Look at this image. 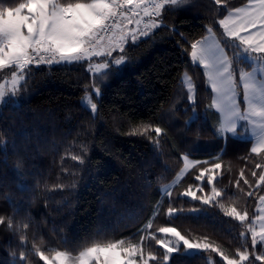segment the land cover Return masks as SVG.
Masks as SVG:
<instances>
[{
  "label": "trees",
  "instance_id": "16d2710c",
  "mask_svg": "<svg viewBox=\"0 0 264 264\" xmlns=\"http://www.w3.org/2000/svg\"><path fill=\"white\" fill-rule=\"evenodd\" d=\"M248 2L178 0L165 5L170 11H161L164 21L131 43L132 48L125 46L135 60L127 69L128 83L94 98L97 115L82 99L94 88L90 85L107 81L102 73L92 74L86 61L24 69L17 86L23 85L22 93H9L6 102H0V216L13 222L8 230L0 224V264H44L39 251L51 257L56 251L76 255L95 243L118 239L164 253L166 249L143 231L149 222V231L169 243L176 240L159 233L160 227H176L194 243H211L236 258L237 248L249 251V259L264 251L258 241L251 245L258 202L264 196L257 164L264 165V157L251 153L250 141L218 138L221 119L212 110V91L186 51L209 29L219 41L228 39L219 21L231 9L223 13L220 9L225 3L240 7ZM226 51L231 57L232 47ZM242 66L250 69L247 62L236 64L237 69ZM184 73L194 80V103L181 93ZM169 107L174 119L166 123L163 116ZM190 124L202 129L199 137L187 134ZM143 125H150L147 133ZM157 126L167 135L156 134ZM185 154L198 163L171 197H165L163 189L184 168ZM76 155L86 159L74 160ZM212 162L221 164L215 178L221 195L212 204L202 205L187 196L173 199L188 184H199L195 175L200 166L210 167ZM61 184L64 187H58ZM169 204L182 211L169 214ZM232 207L248 212L245 221L227 214ZM210 260L226 264L214 249L187 247L173 252L163 264H210Z\"/></svg>",
  "mask_w": 264,
  "mask_h": 264
},
{
  "label": "snow or ice",
  "instance_id": "6c2138e0",
  "mask_svg": "<svg viewBox=\"0 0 264 264\" xmlns=\"http://www.w3.org/2000/svg\"><path fill=\"white\" fill-rule=\"evenodd\" d=\"M222 2L224 0H215L216 5H221ZM175 4L177 0H19L15 3L12 0H0V69L8 67L13 77L10 90L5 85H0V102H6L5 97L9 93H22L23 85L20 89L17 88V70L22 71L32 64L52 65L72 61H86L89 69H106L102 76L107 83L100 80L90 85L103 97L105 91L114 85L128 83L125 80V76L129 74L127 69L135 60L128 55L125 46L132 48L133 44L129 41H137L138 35H147V30L162 23L165 17L161 15V11H170L165 5ZM227 9H231L229 15L220 19L219 24L231 39L221 38L220 42H216L214 38L194 40L186 51L190 52L192 61H198L203 66L212 90L217 93L214 103L226 117L225 127L234 134L243 135V132H237V121L243 120V127L251 124V131L258 139L250 151L264 157V75L257 78L255 69L248 71L243 66L239 69L236 67L237 63L244 64V59H237L240 53H246L255 61L264 63V0H249V6L245 8L225 3L220 12ZM144 16L150 19L145 22L144 28H140L141 18ZM151 17L158 19L153 20ZM129 25L135 27H128ZM208 31L211 32V29ZM230 46L231 57L226 51ZM117 50L118 54L113 56ZM94 57H100L103 62L94 65ZM241 95L242 101L238 100ZM91 109L96 111L97 104L92 103ZM149 127L150 125H143L145 133ZM154 132L160 134L165 129L157 126ZM187 134L199 137L202 129L190 124ZM152 139L155 141V137ZM195 142L193 139L190 143ZM72 158L82 163L86 159L83 155ZM184 159L188 160L187 154ZM192 163L197 161L193 160ZM220 167L221 164L216 162H212L210 167L201 165L199 174L195 175V180L200 183L188 184L173 199L187 196L201 201L202 205L212 204L213 198L221 195L215 183L216 170ZM257 167L262 170L259 182L264 183V165L257 164ZM252 175L256 176L257 173L253 171ZM198 192L202 195H198ZM261 201L264 202V196ZM167 211L174 214L182 209L169 204ZM227 214L240 221H245L248 216L247 211H238L235 207L227 211ZM261 220L259 237L264 245V217ZM12 223L0 216V224L4 225V230L12 227ZM21 223L23 227H28L27 223ZM150 229L151 222L144 226L143 231L148 233L150 240L155 239L166 249L164 253L152 247L145 251L142 243L128 244L125 240L118 239L114 242L95 243L80 251L78 257H73L71 252L62 251L55 252V260L44 251H39V256L46 264H163V261L170 259L173 252H182L187 247L214 249L220 253L226 264H256L257 261H264V251L249 259V251L237 248L236 258L235 253L226 254L211 243H194L176 227L158 229L159 233H171L178 238L174 243L156 235L155 231L150 232ZM251 245L257 246L255 232L252 234Z\"/></svg>",
  "mask_w": 264,
  "mask_h": 264
},
{
  "label": "rangeland",
  "instance_id": "374dc122",
  "mask_svg": "<svg viewBox=\"0 0 264 264\" xmlns=\"http://www.w3.org/2000/svg\"><path fill=\"white\" fill-rule=\"evenodd\" d=\"M156 2H158V0H156ZM247 6H249V2L247 4H245V5L240 6L239 8H245ZM227 15H229V13ZM221 28H222V30L224 32L223 26H221ZM150 31L151 30H149L147 32V35H145V36H148ZM224 34H225V36L228 39H231L230 37L227 36V34L225 32H224ZM213 38L216 40V42H220L219 39L217 38V36L213 33V31L208 32L204 36V39H208V40H212ZM129 43H134V42L133 41L132 42L129 41ZM238 51H242V50H238ZM117 52H118V50H117ZM257 55H259V54H257ZM189 57H190V60H191V62L193 64L199 66L202 69V71H203V73L205 75L207 86L212 91V101H211L212 110L217 112L219 114V116H220V119H221L220 125L217 127V131H216V134H217L218 138H220V140H222V139L223 140H227L228 136H233L235 138H240V139L245 140V141H250L251 146H252L254 143L257 142L258 138L256 137V135L254 133H252L251 124H249L248 126L245 125V127H243L245 122L243 120L237 121V132L238 133L239 132H243V135L234 134V133H232L230 130H228L225 127L226 117H225V115L222 112H220V110L216 107V105L214 103V101L216 99V96H217V93L212 90L211 83L208 80V77H207V75L205 73V70L203 69V66L200 65L198 61H192L190 55H189ZM94 58H100V57H94ZM238 58L244 59V62H247L249 64L250 69L248 71H252L253 69L256 70L257 78H259L260 76L264 75V63H260V62L255 61L254 58H252L251 56H249L246 53H240ZM93 59H92V63L94 65L97 64V63H102L103 62V61H95V62H93ZM76 62H84V61L60 62L59 64H73V63H76ZM52 65H54V64H52ZM23 71L24 70H22V71L21 70H17V86H19L20 83L23 81V76H22ZM104 71H106V69H90V72L92 74H96V75L97 74H101ZM12 80H13V77L11 76V73L8 70V67H6L4 69H0V85H5L6 89L10 90L12 88ZM182 82H183L182 88L184 89V91L183 92L180 91V92L182 94H186V101H188L189 103H194L195 102V97H196V86H195L194 80L192 79V77L188 73H184V75L182 77ZM241 87H242V84H241ZM99 97H100V95L97 94L95 92V88H93V89L89 90L86 93V95L84 96V98L82 99V104L86 108H88L94 115H97V109H96V111H93L91 109V104L95 103L94 98H99ZM238 100L242 101V95L238 96ZM177 104H178V102H176L174 106H172V107L170 106L171 109L173 107H176ZM170 107L167 109L168 111L164 112L163 118L167 120V121H165L166 123L171 118L174 119V116H173L174 113L173 114L171 113ZM244 107H246V105H244ZM170 115L173 116V117H170ZM169 123H171V122H169ZM175 128L176 129H175L174 132L177 133L178 135L182 136V132L179 131L177 129V127H175ZM184 141H186V140H184ZM253 154L260 155V154H257V153H253ZM183 160H184V164H185L184 168L179 173V175L176 178V180L163 189L165 197H168L169 193L172 194L173 191H175V187H177L180 184L181 180L185 177V175L189 172V170H191L198 163V162L197 163H192L193 160L190 159V158H188V160L186 161L184 159V157H183ZM219 175H220V170L217 169L216 170V174H215V178L218 177ZM169 197H171V196H169ZM257 213H258V215H257V217H256V219L254 221V231L253 232H255L257 234V241L261 243L260 237H259V233L261 231V224H262L261 218L264 217V202L261 201V198H260V200L258 202ZM168 234L172 235L171 233H168ZM170 238H173L172 239L173 241L178 239L175 236L170 237ZM263 247H264V245H263ZM78 255L79 254H76V255L72 254L73 257H78ZM52 259L55 260V255L52 256ZM43 262H44V264H46L45 261H43ZM210 264H214V261L210 260Z\"/></svg>",
  "mask_w": 264,
  "mask_h": 264
},
{
  "label": "crops",
  "instance_id": "0c3cea01",
  "mask_svg": "<svg viewBox=\"0 0 264 264\" xmlns=\"http://www.w3.org/2000/svg\"><path fill=\"white\" fill-rule=\"evenodd\" d=\"M152 2H156V0H152ZM149 17L148 16H144V17H142L141 18V24H140V28H144V24H145V22H147V21H149ZM128 27H135V25H129ZM154 28V27H153ZM153 28H151V29H149V30H152ZM149 30H147V32L149 31ZM145 37V35H138V37H137V41H135L134 43H136V42H138V41H140L142 38H144ZM132 42V41H131ZM99 59H101V58H94L93 59V62H95V61H98Z\"/></svg>",
  "mask_w": 264,
  "mask_h": 264
}]
</instances>
